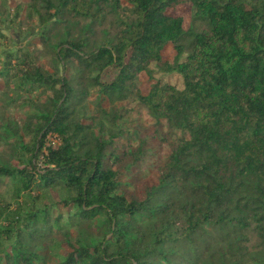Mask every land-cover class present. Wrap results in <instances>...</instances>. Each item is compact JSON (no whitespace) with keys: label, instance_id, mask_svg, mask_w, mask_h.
I'll return each mask as SVG.
<instances>
[{"label":"trees","instance_id":"obj_1","mask_svg":"<svg viewBox=\"0 0 264 264\" xmlns=\"http://www.w3.org/2000/svg\"><path fill=\"white\" fill-rule=\"evenodd\" d=\"M186 4L187 29L170 11ZM25 7L41 47L6 55L0 96L5 108L47 97L29 100L22 133L14 120L0 125L14 138L13 155L0 154V264H264V0ZM142 72L177 73L183 86L158 79L144 94ZM135 107L154 131L119 151L118 122ZM152 138L169 153L140 198L121 171Z\"/></svg>","mask_w":264,"mask_h":264},{"label":"rangeland","instance_id":"obj_2","mask_svg":"<svg viewBox=\"0 0 264 264\" xmlns=\"http://www.w3.org/2000/svg\"><path fill=\"white\" fill-rule=\"evenodd\" d=\"M29 0H0V66L9 52L20 50L24 47L29 49L40 48L38 42V36L40 35V26L37 20H31L26 17L25 3ZM123 4L130 5V0H121ZM171 12L182 14L185 17V28L190 27V21L192 16L191 5H180L175 9H170ZM163 58L173 61L176 56V50L173 43H168L162 50ZM46 64V59L41 60ZM140 87L144 94H148L152 84L161 79L163 82H170L176 84L178 87L183 86V78L177 73L158 74L155 72L153 77H150L146 72L140 74ZM1 83H3L1 81ZM11 94V93H10ZM41 95V99H45L47 94L37 91L31 95H24V98L20 99L10 108H5L4 101L0 100V125L8 124L7 120L11 119L18 123L21 127L26 120L27 116L31 113V103L29 100L41 101L37 96ZM13 96V95H10ZM29 97V98H28ZM96 94H92L88 100V109L91 114L96 113ZM119 105H123L119 103ZM133 106V104L131 103ZM126 112V111H125ZM7 122V123H6ZM107 122V121H106ZM118 124L124 128L125 131L122 136L116 138L119 151H122L123 147H132L137 145V139L143 135L152 134L154 131V119L149 116L146 110L139 107H135L132 112H126L124 117L119 120ZM108 127L114 129L115 125L107 124ZM115 131V130H114ZM139 131V134H138ZM1 134V133H0ZM4 134V132H2ZM4 139L0 137V154L5 158L7 154H12L11 146L6 144L7 141H13L14 138L3 135ZM50 140L57 139V136H50ZM26 140H28L26 136ZM149 153L144 159L136 164H129V168H123L122 181L128 189L133 190L140 198L143 197L142 189L144 187L156 184L158 182L159 172L157 170V162L160 159L165 158L169 153V147L167 144L157 142L152 138L149 140ZM15 161V159H14ZM43 165V156L40 157L39 167ZM7 191V186L1 185L0 192ZM56 199H59L58 192L52 190L50 193ZM49 195V196H50Z\"/></svg>","mask_w":264,"mask_h":264}]
</instances>
